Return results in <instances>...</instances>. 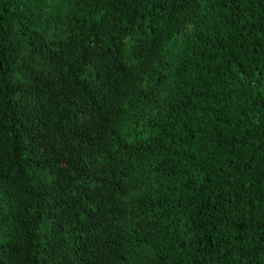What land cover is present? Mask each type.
Returning a JSON list of instances; mask_svg holds the SVG:
<instances>
[{
    "label": "trees",
    "instance_id": "obj_1",
    "mask_svg": "<svg viewBox=\"0 0 264 264\" xmlns=\"http://www.w3.org/2000/svg\"><path fill=\"white\" fill-rule=\"evenodd\" d=\"M0 264H264V0H0Z\"/></svg>",
    "mask_w": 264,
    "mask_h": 264
}]
</instances>
